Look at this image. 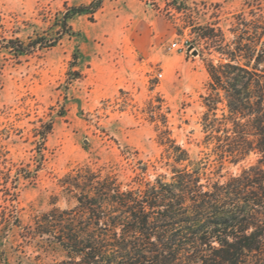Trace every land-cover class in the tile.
<instances>
[{
  "label": "rangeland",
  "instance_id": "rangeland-1",
  "mask_svg": "<svg viewBox=\"0 0 264 264\" xmlns=\"http://www.w3.org/2000/svg\"><path fill=\"white\" fill-rule=\"evenodd\" d=\"M95 2L0 0V42L55 36L58 13ZM259 6L264 0H101L93 14L74 16L72 34L54 47L19 63L1 50L0 264L62 258L21 235L35 216L74 205L62 181L80 166H112L125 185L169 176L163 137L187 152L182 166L215 164L216 134L203 125L204 97L207 66L222 56L203 28H214L222 44L231 45L235 16L249 21ZM223 113L218 104L219 121ZM48 122L51 131L41 140L38 130ZM256 160L253 153L226 162L220 174L237 175Z\"/></svg>",
  "mask_w": 264,
  "mask_h": 264
},
{
  "label": "trees",
  "instance_id": "trees-1",
  "mask_svg": "<svg viewBox=\"0 0 264 264\" xmlns=\"http://www.w3.org/2000/svg\"><path fill=\"white\" fill-rule=\"evenodd\" d=\"M100 5L97 0L58 13L55 36L2 38L0 51L19 63L52 48L72 34L74 16L91 15ZM250 14L249 21L243 13L235 16L232 31L238 34L231 45H223L214 28H203V37L222 56L207 66L204 97L203 125L216 134L215 164L182 166L187 152L163 137L169 176L125 185L112 166H80L62 181L74 205L35 216L21 237L60 251L62 258L53 264H264V6ZM221 103L226 114L219 121ZM50 131L51 122L42 124L41 140ZM253 153L256 162L239 174H220L226 162L233 165Z\"/></svg>",
  "mask_w": 264,
  "mask_h": 264
},
{
  "label": "built area",
  "instance_id": "built-area-1",
  "mask_svg": "<svg viewBox=\"0 0 264 264\" xmlns=\"http://www.w3.org/2000/svg\"><path fill=\"white\" fill-rule=\"evenodd\" d=\"M172 48H173V49H176V50H181V49H182L180 46H178L177 43H173V44H172ZM159 77H162V74H159Z\"/></svg>",
  "mask_w": 264,
  "mask_h": 264
}]
</instances>
